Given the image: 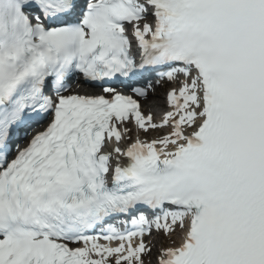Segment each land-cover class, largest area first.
<instances>
[{
    "label": "snow or ice",
    "instance_id": "snow-or-ice-1",
    "mask_svg": "<svg viewBox=\"0 0 264 264\" xmlns=\"http://www.w3.org/2000/svg\"><path fill=\"white\" fill-rule=\"evenodd\" d=\"M152 229L264 264V0H0V264H145Z\"/></svg>",
    "mask_w": 264,
    "mask_h": 264
},
{
    "label": "bare ground",
    "instance_id": "bare-ground-1",
    "mask_svg": "<svg viewBox=\"0 0 264 264\" xmlns=\"http://www.w3.org/2000/svg\"><path fill=\"white\" fill-rule=\"evenodd\" d=\"M146 105H149V106H151L149 103H145ZM157 108L159 107H161V106H163V102L160 100V99H157L156 100V103L154 104ZM151 107H153V106H151ZM155 115H158V112H157V110H156V108H155Z\"/></svg>",
    "mask_w": 264,
    "mask_h": 264
},
{
    "label": "rangeland",
    "instance_id": "rangeland-1",
    "mask_svg": "<svg viewBox=\"0 0 264 264\" xmlns=\"http://www.w3.org/2000/svg\"><path fill=\"white\" fill-rule=\"evenodd\" d=\"M170 241H168V243H169ZM153 258H154V256L153 255H151L150 257H149V262H148V264H153L154 263V260H153Z\"/></svg>",
    "mask_w": 264,
    "mask_h": 264
}]
</instances>
